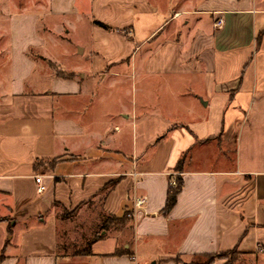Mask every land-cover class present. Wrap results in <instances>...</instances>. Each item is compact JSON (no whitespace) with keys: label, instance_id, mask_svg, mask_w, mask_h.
Listing matches in <instances>:
<instances>
[{"label":"crops","instance_id":"crops-1","mask_svg":"<svg viewBox=\"0 0 264 264\" xmlns=\"http://www.w3.org/2000/svg\"><path fill=\"white\" fill-rule=\"evenodd\" d=\"M35 7L0 100V264H190L232 249L261 264L264 0H175L164 16L153 0ZM66 36L77 63L39 52ZM128 83L138 109L123 99ZM152 126L157 135L144 133ZM175 177L182 187L164 214ZM81 210L96 213L103 236L68 253L58 227ZM124 212L127 227H102Z\"/></svg>","mask_w":264,"mask_h":264},{"label":"rangeland","instance_id":"rangeland-1","mask_svg":"<svg viewBox=\"0 0 264 264\" xmlns=\"http://www.w3.org/2000/svg\"><path fill=\"white\" fill-rule=\"evenodd\" d=\"M46 0H0V100H2V93L5 94V92L8 89V85H10L9 82H11L12 78V55H13V49L14 45L19 46L23 45V43L29 38L28 35L24 34L26 31H28V25H26V21L23 18V15L30 14L31 11H35V5L39 6L40 4H44ZM154 2L158 3L164 11L161 12V15H167V7L168 5H172L175 0H153ZM88 25L85 24L82 20L78 21L77 25V37H80L83 40H86L88 38V31H87ZM16 28H19V30L22 32V34H18V31ZM14 31V32H13ZM143 31H147L144 29ZM76 36V34H75ZM64 38L63 40L58 43V45L53 43H45V45L39 49L40 53H43L44 55H48L49 57L56 60L60 65L66 64L71 65L77 63L78 57L74 53V47L70 46L68 43L69 40ZM64 46V48H67L69 50H72V53L70 55L63 56V52L61 53V47ZM67 52V51H66ZM52 70L56 71V66L54 64H51ZM127 87L129 89V94L126 95L124 99L125 103L127 102L129 104V107H133L134 102H137V109L140 108L139 104L141 102L139 92L135 96V89L133 85L127 84ZM130 87V88H129ZM120 90V89H119ZM119 90L117 89L116 92L118 97ZM124 91V89H123ZM155 91V85L152 83H147V86L144 88V96L145 99H148V101H154L153 93ZM114 95V98L116 97ZM141 105V104H140ZM116 107H119L116 106ZM174 117V116H171ZM182 117V116H176ZM153 127V126H152ZM158 127H153L150 130L144 132L146 134L151 135H157L159 133V130H157ZM227 154L234 155L235 150H233V147L231 145H228L227 147L223 148ZM245 149L243 146L241 150L243 151ZM208 152L205 154H211L210 149H207ZM234 152V153H233ZM176 178V177H175ZM70 220H64L63 224H60L58 227V234H59V242L63 244L65 247H67L66 252L72 253L75 250H86L88 247V244L91 243L94 240H97L103 236L100 230V226L95 221L96 213L91 211H85L81 210L80 213L76 216H70ZM122 222L119 224H111L110 226H116L120 228L121 226L127 227V224H129L130 219V213L124 212L122 214ZM123 226V227H124ZM115 227V228H116ZM127 234L129 232L127 231ZM87 244V245H86ZM85 246V247H84ZM87 246V247H86ZM228 254V253H227ZM233 254V257L227 256V258L222 259L227 264H241L242 256L241 254H238L237 251L229 253ZM207 259V256H202L199 258H194L193 261L190 262V264H202ZM246 260V259H245ZM244 260V261H245ZM261 264H264V261L261 262Z\"/></svg>","mask_w":264,"mask_h":264},{"label":"trees","instance_id":"trees-1","mask_svg":"<svg viewBox=\"0 0 264 264\" xmlns=\"http://www.w3.org/2000/svg\"><path fill=\"white\" fill-rule=\"evenodd\" d=\"M94 23L99 25L100 27L106 29V30H113L111 27H109L108 25L104 24L101 21L95 20ZM184 157H185V155H183L177 161L176 170L181 171L182 164H183V161H184ZM174 179L176 180V185L175 186L169 185V188L167 190L165 205H164V208L162 210V213H164V214L168 213L170 211V209L174 206V204L176 202L177 194L179 193V191H180V189L182 187V179H181V177H177V178H174ZM122 220H123L122 216H120V217H117L115 215L107 216L103 220L102 227L106 229L111 224H119V223H121ZM231 251L235 252L236 249H232V250H229V251H226V252H221V253L207 254L206 255L207 259L202 264H210L213 261H215L216 259H225V258H227V256L232 258L233 254H229V253H231ZM0 259H1V255H0ZM224 264H227V263L224 262Z\"/></svg>","mask_w":264,"mask_h":264},{"label":"built area","instance_id":"built-area-1","mask_svg":"<svg viewBox=\"0 0 264 264\" xmlns=\"http://www.w3.org/2000/svg\"><path fill=\"white\" fill-rule=\"evenodd\" d=\"M222 23V20L219 19L218 21H216L215 26H219ZM35 181L38 184V191L42 192L44 190V186L41 184V178L39 176L35 177ZM171 186H175L176 185V180L173 179L170 182ZM146 201V196H140V197H135L134 198V207H141Z\"/></svg>","mask_w":264,"mask_h":264}]
</instances>
